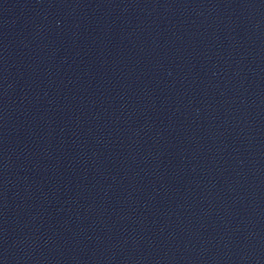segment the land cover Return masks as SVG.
I'll list each match as a JSON object with an SVG mask.
<instances>
[{
	"label": "water",
	"instance_id": "95a60500",
	"mask_svg": "<svg viewBox=\"0 0 264 264\" xmlns=\"http://www.w3.org/2000/svg\"><path fill=\"white\" fill-rule=\"evenodd\" d=\"M0 264H264V0H0Z\"/></svg>",
	"mask_w": 264,
	"mask_h": 264
}]
</instances>
